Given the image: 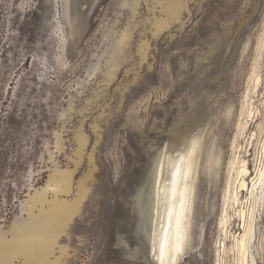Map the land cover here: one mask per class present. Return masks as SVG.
Instances as JSON below:
<instances>
[{"label":"rangeland","instance_id":"rangeland-1","mask_svg":"<svg viewBox=\"0 0 264 264\" xmlns=\"http://www.w3.org/2000/svg\"><path fill=\"white\" fill-rule=\"evenodd\" d=\"M146 1L102 0L76 53L70 54V61L61 63L55 30L46 22L50 24L54 17L63 21L62 0H0L2 85L8 83L11 87L9 92L0 89V224L7 227L11 223L25 197L27 181L22 177L29 170L28 162L44 169L52 165L43 162L41 153L45 144L54 140V130H60L63 124L65 147L59 156L60 165H73V130L85 120L83 126L91 145L85 151L80 172L88 168V154L95 145L96 180L89 188L81 215L70 228L69 264H154L147 259V245L137 232L133 195L158 149L173 141V128L189 125L191 109L180 115L189 101L204 103L205 113L220 115V140L227 151L230 149L235 115L264 25V0H189V14H183L186 25L182 29L172 26V35L166 29L153 36L149 23L146 27L139 24L130 48L132 57L109 92L88 106L85 114L78 111L102 78L97 74L88 80L89 65L111 46L116 32L132 20L135 8L137 21L153 17ZM156 12L160 14V7ZM248 38L252 39L251 45L242 55L241 45ZM143 39L149 43L145 60L140 59L137 50ZM214 42L218 51L206 65L209 69L199 66L195 70L197 56ZM43 51L50 71L40 79L42 71L38 72L33 61L34 55ZM23 55H27L25 61ZM226 67L228 76L223 84L210 79ZM77 87L80 94L76 93ZM72 94H76L75 109L71 118L63 121L59 111L67 106ZM233 103L236 110L228 124L222 112ZM94 123L100 125L98 135L92 128ZM46 176L47 172L38 176L36 184L42 185ZM216 203L219 207L207 223L206 248L191 253L184 264H215L219 198ZM121 234L131 246L141 248L136 258L127 256V249L118 244ZM258 263L262 264L260 260Z\"/></svg>","mask_w":264,"mask_h":264},{"label":"bare ground","instance_id":"bare-ground-1","mask_svg":"<svg viewBox=\"0 0 264 264\" xmlns=\"http://www.w3.org/2000/svg\"><path fill=\"white\" fill-rule=\"evenodd\" d=\"M101 2L62 0L63 21L54 17L50 24L46 22L55 30V44L59 46L60 54L56 52L61 63L70 61V54L76 53ZM146 2L153 17L137 21L135 8L134 13L131 12L132 20L116 32L111 46L104 48L101 57L89 65L88 80L97 74L102 78L92 91L93 95L87 98V104L78 109L82 115L88 106L109 92L120 70L131 59L130 48L139 24H146V27L149 23L153 36L166 29L171 34L172 26L178 25L182 29L186 25L183 14L185 11L189 14V0ZM52 6L57 8L55 3ZM158 7L160 14L156 12ZM251 42L248 38L241 45L242 55L248 52ZM148 49V41L141 40L137 46L141 60L148 56ZM217 51L215 42L202 51L196 58L195 70L209 64ZM105 56L106 63L101 67ZM26 59L27 55H23V61ZM9 60L13 59L10 57ZM33 63L38 72L42 71L39 78L45 79L50 71L47 53L37 52ZM3 68L1 61L0 89L9 92V84L2 85ZM227 76L228 67L210 79H218L223 84ZM75 90L80 94V88ZM75 97L76 94L70 95L67 106L60 109L59 118L63 121L71 118ZM190 109L189 125L185 129L173 128V141L158 149L133 195L138 216L136 228L147 245V259L154 264H184L191 253L204 250L207 223L219 207L216 203L219 198L215 264H259V260L264 264V25L257 37L245 92L235 115L229 151L220 140V115L205 113L204 103L196 100L189 101L180 115H186ZM235 110L234 103L223 110L228 124ZM84 121L73 130L76 147L74 157H70L72 166L63 168L59 160L65 147L64 124L60 130H54V140L51 144L46 143L41 153L43 162L52 165L44 169L28 162L29 170L22 177L27 181L25 197L20 200L11 223L7 227L0 224V264H69L70 228L81 215L89 188L96 180L95 145L88 154V168L80 172L85 151L91 145ZM92 128L98 135L100 125L94 123ZM44 172H47L45 182L37 185L36 178ZM13 182L17 186V182ZM118 244L127 249L126 254L131 258L140 253L141 248L131 246L122 234L118 236Z\"/></svg>","mask_w":264,"mask_h":264}]
</instances>
